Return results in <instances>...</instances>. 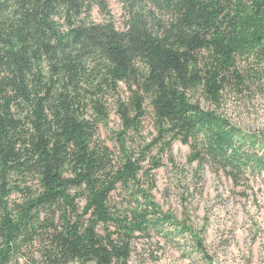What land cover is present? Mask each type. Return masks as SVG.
<instances>
[{
  "label": "trees",
  "instance_id": "16d2710c",
  "mask_svg": "<svg viewBox=\"0 0 264 264\" xmlns=\"http://www.w3.org/2000/svg\"><path fill=\"white\" fill-rule=\"evenodd\" d=\"M120 3L122 28L108 0H0V264H128L190 231L140 180L175 142L234 182L264 169L219 112L264 96V0Z\"/></svg>",
  "mask_w": 264,
  "mask_h": 264
},
{
  "label": "rangeland",
  "instance_id": "374dc122",
  "mask_svg": "<svg viewBox=\"0 0 264 264\" xmlns=\"http://www.w3.org/2000/svg\"><path fill=\"white\" fill-rule=\"evenodd\" d=\"M108 1L122 28L120 0ZM219 112L242 134L253 136L256 151L264 156V96L227 94ZM111 124H118L114 114ZM107 135L103 130L101 136ZM188 152L187 145L175 142L172 160L163 157L151 178L142 175L140 180L159 208L190 231L138 237L128 264H264V169L234 182L210 166L188 164Z\"/></svg>",
  "mask_w": 264,
  "mask_h": 264
}]
</instances>
